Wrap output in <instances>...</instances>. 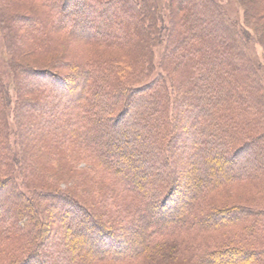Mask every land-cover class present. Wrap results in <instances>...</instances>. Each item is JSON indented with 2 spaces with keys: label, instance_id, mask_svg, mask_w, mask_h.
Masks as SVG:
<instances>
[{
  "label": "trees",
  "instance_id": "16d2710c",
  "mask_svg": "<svg viewBox=\"0 0 264 264\" xmlns=\"http://www.w3.org/2000/svg\"><path fill=\"white\" fill-rule=\"evenodd\" d=\"M17 1L19 3L1 0L7 7L5 12L12 8L31 12L32 18L19 17L18 20L24 22L21 29L38 33V39L50 40V44L56 40V34L63 32L89 45L117 48L134 46V51H139L137 66L131 60H126L125 63L128 61L129 64L124 67L125 63L119 57L113 59L114 66L106 62V65L99 67L95 66L96 62L93 60L82 63L78 59L71 66L82 80L77 94L71 80L68 81L47 66L26 70L33 75L31 83L38 80V85L31 86V89L33 87L44 94L40 97L44 109L52 108L58 113L53 116L52 124L46 126V134L52 143L47 144L51 146L49 149H54L57 152L55 154H63L70 145L87 149L86 151L97 156L112 175L119 178L122 187L129 193L135 204L133 221L136 222L131 236L134 245L140 250L138 258H143L144 264H167L172 250L184 246L192 253L191 258L197 264H220L222 261L218 256L228 254L236 258L235 264H264V246L255 241L257 237H264V208L252 212L245 211L240 206H228L205 213L202 209L195 211L191 206H184L178 216H170L178 207L176 194L182 190L181 186L186 180L185 176L178 175L174 169V161L169 162L171 155L174 157V143L179 135L183 120L180 116L183 113H190L184 125L188 123L192 127L190 134L193 141L188 148L192 149L191 155L194 158L196 176L192 184L198 195L193 194L191 198L195 196L199 200L202 193L204 195L220 185L256 179L261 170H264V167H259L264 166V86L246 53V31L239 30L214 0H167L170 26L164 61L172 66L175 96L169 105L173 107L171 117L168 111L170 95L163 79L151 81L138 89L123 85L126 76L129 80H138L142 75V66L150 62V37L144 30V21L148 16L137 6L136 0ZM13 3L17 6L14 7ZM245 4L253 20L252 24L255 27L261 24L264 44V0H248ZM70 6L79 12L73 19L68 12ZM27 22H31L33 26L26 25ZM127 57L129 59L132 55ZM109 65L110 68H107ZM115 65L121 69L118 70ZM120 76L117 84L114 80ZM58 91L61 95H57ZM70 92L76 96L67 101L62 94ZM122 98L125 99L123 105L114 118L110 119ZM18 101V111L32 112V109H25L32 103L31 100H24L20 94ZM7 103V92L0 83V193L7 188L8 193L12 192L13 195L16 186L10 163L19 153L13 152L6 143ZM132 103L134 106L128 112ZM22 112L18 118L23 115ZM121 116H127V128L119 134L110 131L108 125H114ZM127 134L132 135V138L125 136ZM29 138L28 136L25 140ZM31 141L35 142V139ZM252 151L254 154L258 152L260 158L258 154H252ZM258 159L262 162L254 167L252 164ZM241 160L244 162H239ZM159 161L163 163L159 167H163L164 172L167 170L165 177L170 180L169 188H158V193L148 192V183H151L153 176L159 178L158 171L155 170ZM171 163L174 164L172 168ZM64 167L63 165L61 168ZM147 167L149 170L142 174L136 173ZM151 185L153 183L150 184V189ZM19 195V199L25 201L23 205L5 197L0 200V205H7V208L0 210V215H4L0 217V239L8 245L16 242L27 245L32 242L29 236L32 231L27 229L37 219L31 214L32 210L34 213V206L22 194ZM56 196L64 204L66 214L71 217L79 215L81 218L82 228L75 229L73 235L68 234L71 238L68 251L79 252L77 263H120L137 258L138 253L126 250L116 254L117 250L124 249L125 238L98 221L73 195L59 192ZM151 212H155L160 218H148L146 215ZM239 213L245 215L241 222L248 221L249 218L257 220L254 224L249 222L248 228H243L246 230L243 237L238 235L229 245L210 251H202L198 247L193 249L196 236L193 232L230 223L238 226L237 221L241 216L236 214ZM17 223L29 235L20 234L19 227H14ZM4 227L9 231L4 233ZM83 228L89 229L88 238L98 240L97 248L86 247L84 240L77 236ZM16 233L20 235L17 236ZM179 233L185 235L181 241L171 245L167 243V240L176 238ZM42 243L43 240L40 244ZM106 245H111L113 251ZM251 245L257 246L255 248L259 251L251 250ZM38 257L44 261L40 250L34 248L13 264L39 263L36 261ZM238 258L241 260L237 261ZM43 261L39 264H45Z\"/></svg>",
  "mask_w": 264,
  "mask_h": 264
},
{
  "label": "rangeland",
  "instance_id": "374dc122",
  "mask_svg": "<svg viewBox=\"0 0 264 264\" xmlns=\"http://www.w3.org/2000/svg\"><path fill=\"white\" fill-rule=\"evenodd\" d=\"M14 1L19 3L17 0ZM136 1L138 3L137 6L144 10L146 16H148L144 21V30L148 32L150 37V46H148V59L150 62L142 66V75L138 80H129L126 76L123 85L130 86V89H138L151 81L163 79L170 95L168 111L172 117L173 107L169 106L175 96L171 78L172 66L167 65L164 61L165 44L169 35L170 26V13L167 7V0ZM214 1L221 6L230 19L236 23L239 30L243 29V31H246V53L250 57L253 67L257 71L258 78L264 86L263 32L260 28L261 24L257 27L252 24L253 20L250 16V12H248L245 6L248 0ZM13 5L14 7L17 6V4L14 3ZM6 8L7 7L4 6L3 2L0 0V83L7 92L8 100L7 106L5 107V120L7 124L6 143H8L13 152H17L19 155H15V159L10 163L11 175L15 181L16 192L14 191L15 193L13 195L12 192L9 194L7 188H5L0 193V200L5 197L12 202H19V204L23 205L25 201L23 202L19 199V194H22L33 204L34 213L32 210L31 214L37 219L35 218L36 222L34 225L30 224L28 226L27 230L32 231L30 235L25 230L21 229L18 223L14 226L19 227L20 234L31 236L32 242L30 241L29 244L24 245L21 242H16L8 245L0 239V264L16 263L29 254L34 248L40 250L44 258L43 261L38 257L36 261L39 263L42 261L45 262V264L77 263L80 258V256H78L79 252L68 251V243L71 239L68 234L73 235L76 232L75 229L78 227L82 228L81 218L79 215H73L71 217L68 213H65L64 204H62L60 199L56 196L59 192H67L73 195L83 206L93 213L98 221H101L104 225L113 229L121 238H125L124 249L117 250L116 254H121L125 252V250L127 252L131 251L133 253H138L137 258L125 260L120 263L107 261L98 264H144L145 260L143 258H138L140 257V250L134 245L131 236L135 230L134 223L136 221H133L135 204L132 202L133 200L129 193L124 190L119 178L112 175L98 160L97 156L90 151H86L87 149L84 150L80 146L74 148L70 145L67 146V151H63V154H55L57 152H55L54 149H49L51 146L47 144L51 142L49 135L46 134V126L49 127L52 124L54 120L53 116L58 113L52 110V108L44 109V104L40 101V97L44 96V94L33 87L31 89V86L37 84L38 80H35L36 83H31V81H33V75L29 73L30 71H26L28 68H45L47 66L68 81L71 80L73 83L72 85L75 87V94H77L82 80L77 77L78 74L71 69V66L74 62H77L78 59L81 60L82 63L93 60L96 62L95 66L99 67L101 65H106V62H110L113 65V59L119 57L122 58L124 63L126 60H131V63H136L135 66H137L139 51L135 52L134 46L133 48L130 46L117 48L115 46L110 47L106 45H89L63 32L56 34L54 36L56 40H53L50 44V40L38 39V33L32 30L26 32L21 29L24 22H20L18 20L19 17L32 18L31 16L33 14L31 12L23 9L17 10L15 8L5 12ZM68 12L70 13L71 19L79 13L76 11V8L72 6L69 7ZM26 25L33 26L31 22H27ZM48 28H51L50 25ZM29 37L32 38L28 39ZM34 41H38V44ZM127 55H132V57L128 59ZM127 64H129L128 61L125 63L124 67H126ZM115 66L118 68L117 65ZM108 67L110 68V65L107 66V68ZM120 69L121 68H118V70ZM120 78L121 76L117 77L114 81L119 84ZM125 80L128 81L125 82ZM30 83L32 85H30ZM53 88L55 89L56 87L53 86ZM61 92L58 91L57 95H61ZM20 94H22L24 100L32 101L29 107H25L27 111L28 109H32V112L27 113L24 111L22 112V110L18 111V97ZM75 96L76 95L72 94V92L66 95L62 94V97L67 101L74 99ZM124 100L125 99L122 98L121 102L118 103V110L116 107V111H114L110 119H113L117 114ZM107 102L108 101H106V103ZM47 106L49 107V105ZM133 106L134 104L132 103L131 107L128 108L129 111H127L130 112ZM21 112L23 115L18 118ZM109 112L110 110L108 113ZM109 114L111 115V113ZM189 114L190 113H183L180 116L183 120L182 123H180L179 135L176 136V141L174 143V147L176 146L174 148V157L171 155L169 158V162L171 161L173 163L174 161L175 164L171 163L170 167L174 165V169L178 175L180 174L186 177L184 185L181 186L183 194L181 191L178 195L176 194L177 200L175 201L179 203L178 207L172 211L170 216L172 218L178 216L181 207L184 206H191V209L193 210L195 208V211L202 209L205 213H211L217 208H226L228 206H240L243 207L245 211L249 210L252 212L264 208L263 169L256 179H247V181L239 184L220 185L210 189V191L204 195L202 193L199 200L197 197L195 199L198 193L192 183L195 181L194 177L196 176V170H194V158L191 155L192 149L188 148L193 141L192 135L190 134L192 133V127L191 124L188 123L184 125V121L186 120L187 122L186 118ZM127 124H129L127 116H121L114 125L109 124L108 129L119 134L120 131L127 128ZM28 136L30 137V141L25 140ZM125 136L132 138V135L127 134ZM31 139H35V142H32ZM262 143V145H264V141ZM60 150L61 149H59V151ZM167 153L169 152L167 151ZM251 153L254 154V151ZM257 154L258 152L254 155ZM258 157L260 158V155ZM229 159L232 161L230 156ZM239 162L243 163L244 161L241 160ZM261 162L262 160L259 161L258 159V161L253 162L252 165L258 167ZM159 164L163 163L159 161L155 166L159 178L153 176L151 183H148V192L158 193V188H169L168 184L170 180L168 177H165L167 176V170L164 172V170H162L163 167H159ZM63 165L66 168H61ZM145 170H149L148 167L136 173L142 174ZM199 170L197 172H199ZM0 179L2 178L0 177ZM152 183L153 185H151V187L153 190L149 188ZM207 185H209V183H207ZM193 194H195V196L191 198ZM5 207L7 208V205H0V210ZM236 213L238 214V212ZM237 214L236 216H241L237 221L238 226H233L232 223H230L213 229H198V234L193 232L192 234H196L193 240V249L198 247L202 251L203 249H209L210 251L214 248L217 249V247L221 248L222 245H229L238 235L242 236V234H245L246 230L243 228H248L249 222L254 224L257 221L256 218H249L248 221L241 222L240 220H242L245 215L242 213H239V215ZM2 216L4 215H0V217ZM7 216L6 214L5 217ZM146 216L154 219L160 218L155 212H151ZM204 226H207V224L204 223ZM4 228V233L9 231L6 227ZM241 229L244 230V233H242ZM88 233L89 229L83 228L82 232H79L77 236L84 240V243L87 245L86 247L97 248L99 246L97 243L98 240L88 238ZM20 234L16 233L17 236ZM179 234H177L176 238L167 240V243L171 245L174 242L178 243L181 241L185 235H183L184 233L182 235ZM262 238L258 239L257 237L255 241H259V243L264 246V237ZM42 240L43 243L40 244ZM106 247L113 251L111 245H106ZM181 247L182 248L178 247L172 250L171 259H169L167 264H197L191 258L192 253L186 250L184 246ZM251 247H249L251 250L254 249L257 252L259 251L257 246L251 245ZM218 258L222 261L220 264H231L230 262L235 264L236 262V258L229 254L218 256ZM238 260L240 261L241 259L238 258L237 261ZM39 263L35 262V264Z\"/></svg>",
  "mask_w": 264,
  "mask_h": 264
},
{
  "label": "bare ground",
  "instance_id": "6f19581e",
  "mask_svg": "<svg viewBox=\"0 0 264 264\" xmlns=\"http://www.w3.org/2000/svg\"><path fill=\"white\" fill-rule=\"evenodd\" d=\"M183 194V193H182Z\"/></svg>",
  "mask_w": 264,
  "mask_h": 264
}]
</instances>
